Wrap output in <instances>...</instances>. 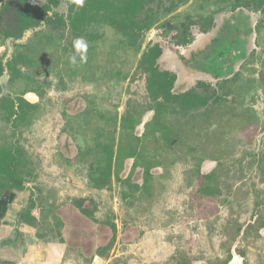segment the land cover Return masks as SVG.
Here are the masks:
<instances>
[{
	"label": "rangeland",
	"instance_id": "obj_1",
	"mask_svg": "<svg viewBox=\"0 0 264 264\" xmlns=\"http://www.w3.org/2000/svg\"><path fill=\"white\" fill-rule=\"evenodd\" d=\"M149 6L159 20L137 50L123 46L110 27L90 43L56 21L4 39L11 15L1 16L0 148L22 151L27 178L22 190L0 199L11 202L7 217L17 222L33 199V228L51 242L62 239L59 211L72 217L76 210L81 225L111 236L114 226L107 264H264V12L248 9L252 44L225 81L229 94L219 91L221 101L187 115L164 114L160 121L174 124L164 139L156 126L146 128L157 101L139 61L149 44L159 43L158 65L176 75L177 94L199 82L217 88L213 78H191L184 67L186 54L204 40L202 19L221 4L150 0ZM67 11L61 3L52 12L65 17ZM186 33L188 46L178 43ZM80 39L86 50L75 47ZM11 60L13 66H6ZM196 92L211 95L202 87ZM11 100L15 113L19 101L31 105L24 118L10 113ZM110 145L111 180L102 185L92 175L104 165ZM82 208L93 211L95 222Z\"/></svg>",
	"mask_w": 264,
	"mask_h": 264
},
{
	"label": "trees",
	"instance_id": "obj_2",
	"mask_svg": "<svg viewBox=\"0 0 264 264\" xmlns=\"http://www.w3.org/2000/svg\"><path fill=\"white\" fill-rule=\"evenodd\" d=\"M4 0H0V3ZM170 1V0H169ZM221 6L215 7L214 11L209 17L202 19V29L204 32L209 31L214 27V16L218 12L225 10L235 11L238 8L253 7L256 10L264 12V0H218ZM61 3L68 5L67 15L65 17L59 16L53 13V9L58 7ZM32 0H7L5 4L1 5V14L10 13L11 23L10 30L4 33V39L17 38L24 32L35 29L41 23L54 24L56 21L57 27L63 26L68 28L72 36L76 39L84 38L87 42L96 41L97 38H101L100 32L104 27H110L120 35L121 44L125 47L130 46L134 48L141 47L144 35L148 32L159 20L155 11L150 8V0H83L82 5L75 3V0H46L45 4L38 8H34ZM224 5V6H223ZM13 24V25H12ZM191 42V36L188 33L179 38L178 43L181 45H189ZM89 43V44H90ZM163 49L159 43L149 44L146 51L143 53L138 68L143 69V72L147 75V83L150 94L157 101L155 106V116L146 124V128L156 126L158 132L162 133V138H166L169 133H173L174 124L168 126L161 117L170 112L169 114L177 115L179 113H186L185 115L206 108L212 104H216L222 100V95L219 91L226 90L225 86L227 82L218 83L217 88L208 86L207 84L199 82L196 88L183 93H176L174 91L177 77L174 73L167 71L158 65V59L162 56ZM3 63L0 61V75L4 70ZM8 67L13 66V61L7 63ZM228 81V80H225ZM198 87H202L205 91H208L211 95L206 96L196 92ZM222 92L224 96L229 94ZM10 113L13 116H19L24 118L23 113L27 106H31L25 100L19 101V113H15L13 108L15 103L11 100L8 102ZM18 118V117H17ZM128 123V121H126ZM106 159L104 165L100 166L98 170L94 172L93 179H100L102 185H108L111 180V166L113 163V149L112 145L108 146L106 150ZM136 153V152H135ZM135 153H130L128 158L132 157ZM23 167V153L19 149L13 150L12 148H0V199L3 198L4 193L7 191L22 190L24 184L27 182V178L22 175ZM101 167H103L101 169ZM206 179H210V175L205 176ZM207 189V188H204ZM82 203L77 204L75 207L78 209ZM37 207L36 202L32 199L30 207L23 209L18 215V219L35 228L38 223V219L32 215L33 209ZM85 217H93V211L88 209L80 210ZM59 218L56 217L60 232L65 230L70 243L80 247L84 253L89 254L92 247L98 245L96 253L101 255L105 254L110 248L115 238V227L112 236L106 229H99L94 231L87 227H84L80 223V219L83 217L78 214L76 210L73 211L72 220L74 224L79 228H82L85 232L84 235L72 230L67 222L68 211L60 214ZM58 235V237H59ZM111 237V241L104 248L100 249L101 243L108 241ZM38 239L45 240V236L41 233L37 235ZM107 239V240H106ZM63 242V239L60 240Z\"/></svg>",
	"mask_w": 264,
	"mask_h": 264
},
{
	"label": "flooded vegetation",
	"instance_id": "obj_3",
	"mask_svg": "<svg viewBox=\"0 0 264 264\" xmlns=\"http://www.w3.org/2000/svg\"><path fill=\"white\" fill-rule=\"evenodd\" d=\"M249 8L223 13L219 20H215L214 27L202 35L204 40L194 44L185 56L188 57L186 61H189L184 67L188 76L194 79L201 76L213 78L217 83H222L235 73L238 63L248 58L252 44L254 29ZM208 61L210 64L207 66ZM174 91L177 93L180 88L175 86Z\"/></svg>",
	"mask_w": 264,
	"mask_h": 264
},
{
	"label": "crops",
	"instance_id": "obj_4",
	"mask_svg": "<svg viewBox=\"0 0 264 264\" xmlns=\"http://www.w3.org/2000/svg\"><path fill=\"white\" fill-rule=\"evenodd\" d=\"M11 202L0 201V264H107L106 254L96 253L98 245L89 254L70 243L65 230L63 242H51L37 238L32 226L8 218ZM70 213V212H69ZM19 222V223H18ZM72 230L84 235L85 231L76 226L72 217H67ZM76 253V254H75ZM73 254L78 258L76 259Z\"/></svg>",
	"mask_w": 264,
	"mask_h": 264
},
{
	"label": "clouds",
	"instance_id": "obj_5",
	"mask_svg": "<svg viewBox=\"0 0 264 264\" xmlns=\"http://www.w3.org/2000/svg\"><path fill=\"white\" fill-rule=\"evenodd\" d=\"M79 2L82 3L83 0H79ZM75 47L77 48V50H80V49L86 50L87 45H86V43L82 39H80V40L77 41ZM81 58L83 59L84 57H81ZM70 61L72 63H75L76 62V56L73 55L72 57H70Z\"/></svg>",
	"mask_w": 264,
	"mask_h": 264
},
{
	"label": "water",
	"instance_id": "obj_6",
	"mask_svg": "<svg viewBox=\"0 0 264 264\" xmlns=\"http://www.w3.org/2000/svg\"><path fill=\"white\" fill-rule=\"evenodd\" d=\"M26 99L28 100V98L26 97Z\"/></svg>",
	"mask_w": 264,
	"mask_h": 264
}]
</instances>
